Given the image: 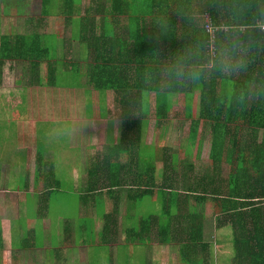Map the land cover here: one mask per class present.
I'll return each mask as SVG.
<instances>
[{"label":"trees","instance_id":"16d2710c","mask_svg":"<svg viewBox=\"0 0 264 264\" xmlns=\"http://www.w3.org/2000/svg\"><path fill=\"white\" fill-rule=\"evenodd\" d=\"M41 7L44 16L56 11L71 24L69 36L0 33V68L8 61L28 63L31 87L53 91L58 88L57 75L80 77L79 62L73 60L75 41L81 61H87V83L96 92H114L127 130H140L138 126L153 115L154 142L158 141L169 130V95L181 93L188 120V155L195 149V155L189 156L191 164L179 173L176 156L149 151L131 153L128 158L125 167L139 173L123 179L98 175L92 183L83 182L78 197L85 209L84 223L102 221V235L114 230L121 215L117 205L122 193L100 188L129 187L126 199L137 205L127 239L137 245H175L180 264H210L213 246L205 241L203 230L204 206L211 205L216 228H230V264H264V154L248 156L247 144L243 146L241 126L248 112L246 96L239 95L243 87L245 91L256 85L264 88V65L248 60L264 50L260 28L264 0H42ZM208 24L217 28L213 43ZM234 55L239 58L236 77ZM67 84L59 87L72 88L76 83ZM196 98L198 113L193 117L191 104ZM206 131L211 137L208 167L197 173L194 163L202 161ZM36 156L35 186L41 176L46 179L35 210L40 220L61 180L53 174L43 175L42 149ZM118 157L102 156L100 161L97 156L95 167L110 169ZM223 165L228 166L226 177ZM28 187L27 179L19 190L28 192ZM101 192L117 205L97 206L95 196ZM144 199L159 202L160 212L139 211L138 202ZM26 234L35 246L34 228Z\"/></svg>","mask_w":264,"mask_h":264},{"label":"rangeland","instance_id":"374dc122","mask_svg":"<svg viewBox=\"0 0 264 264\" xmlns=\"http://www.w3.org/2000/svg\"><path fill=\"white\" fill-rule=\"evenodd\" d=\"M41 2L42 0H0V33L12 31L29 34L37 31L44 34L56 33L58 37L69 36L71 24L66 23L63 16L57 15L56 11H53L54 13L52 12L49 16H44ZM38 19L41 21L39 22ZM72 50L73 60L79 62L80 65V77L74 79L70 76L63 75L60 77L57 75L58 88L53 91L46 90V92L43 89L31 87V72L28 63L8 61L0 68V222L5 223L7 228L13 227L12 221L24 212L25 216L19 217L15 224L24 229L25 232L34 228V235L31 236L35 241L41 228L40 220L35 218V201L43 191L46 180L42 179L41 176L37 179V185H34L38 149H42L45 161L43 175L53 174L61 180L59 191L51 196L48 203L47 213L52 229L64 228L67 221L73 222L72 228L77 229L73 239L79 242L83 236L87 241H96L95 229L93 228L100 230L102 227L100 220H96L94 227L92 222L85 225L84 220L79 218L80 202L78 195L81 186L84 187V184L78 181L79 187H76L72 183L71 177H68V173L73 172L72 179L74 181L80 178L81 170L85 168L88 159L91 157L90 152H88L92 147L91 128L86 123L88 121L93 123V120L101 119H105L103 122H106L108 120L106 118H109L108 109L104 99L94 98V90L87 83V61H81L83 57L79 54L75 41ZM41 73L42 75L45 74L44 64ZM64 82L76 84L72 88L70 86L67 89L60 88ZM98 93L100 96H105L104 93ZM109 98L107 97L108 100ZM173 98L170 113L171 116H177V118L171 119L173 128L166 137L163 136L164 146L167 149L164 148V152L178 158L177 172L179 173L182 167L191 164L189 156L195 155V149L190 150V155L184 154V150L189 152L186 137L188 121L184 119L183 96H179L178 99L177 96ZM110 103L112 104V98ZM114 113L115 119L119 117L118 108L116 111L114 110ZM174 113L175 115H173ZM197 113L198 99L196 98L191 104V114L196 117ZM148 119L150 122L155 120L153 115ZM103 126L98 130L105 141L110 128L106 123ZM204 138H206L205 144L203 143L202 147L209 148L206 147L211 141L209 131H206ZM145 139L147 144L158 145L160 141L158 139L154 142V138L148 130ZM30 148L34 149L33 154L30 153ZM200 158L202 161L194 163L197 173L208 167V153L202 152L201 149ZM74 170L78 171L74 172ZM222 175L224 177L228 175L227 165H223ZM27 179L29 181L27 190L29 193H16L15 190L24 189ZM23 191L25 190H21V192ZM103 193L96 194V204L107 208ZM121 195L120 213L130 214L128 218L132 221V214L136 207L127 208L128 202L125 198V192ZM30 197H35V201L27 202L26 208L23 207L27 198ZM138 203H141L142 208L139 211L144 214L158 213L161 210L159 209V202H154L151 199H144ZM204 208L206 217L203 231L205 241L211 242L213 246L212 259L214 260L212 264L218 262L223 264L220 260L226 261L224 264H230L232 257V248L229 244L230 228L217 229L211 205H206ZM82 211V215H84L85 209L83 208ZM91 211L94 214L93 209ZM129 220L127 222L131 223ZM136 249L138 248L131 246L121 248L115 259L119 264H127L130 259L133 261L131 264H140L144 254L142 255L141 248L140 250ZM146 253L151 264H180L175 245L161 247L158 250L155 248L148 249ZM1 256L2 260L6 262V252H2ZM94 257L96 260L103 258L98 252L94 254ZM217 258L218 260L215 262ZM86 260L87 257H84L83 263L86 264ZM88 263L90 264L92 261L88 260Z\"/></svg>","mask_w":264,"mask_h":264},{"label":"crops","instance_id":"0c3cea01","mask_svg":"<svg viewBox=\"0 0 264 264\" xmlns=\"http://www.w3.org/2000/svg\"><path fill=\"white\" fill-rule=\"evenodd\" d=\"M241 58H242L241 61L246 60L244 57ZM253 59H256V62L258 64L264 65V50L260 53L254 55L252 54V56H248V60H251V62H253ZM238 60H239L238 56L234 55L235 77L239 73V65H237ZM235 89L238 92V89L236 87ZM82 93L84 94L85 92ZM101 93H104L105 96H100L98 92H96L95 90L93 91L94 98L98 97V99H102V100L104 99V103L108 109L109 118H106L108 119L106 122H103L105 119H101V120H93V123L90 121L86 123L91 128L90 133H91L92 147L91 150L89 149L88 151L90 152L91 157L88 156L90 157L88 159L89 161L86 163L85 168L81 170L79 176L80 178L77 181H74V179H72L73 172L68 173V177H71L72 183H74L76 187H79L78 181L82 183L84 182L85 184L92 183L96 181V176L98 175H108L112 177H117V179H123L125 176L134 174L135 172L139 173V171H132L131 173L125 167L128 164V158L131 153L138 154V153H146L149 151L150 152L153 151L156 152V154L158 153L164 156H175L164 152L165 141L163 137L160 138L159 144L157 145L158 148L156 149V151L155 149H153V143L151 144L146 143L145 138H146L147 130L152 134V137L154 138L155 123H156L155 120L150 122V120L147 119V121H144L140 126L137 125L138 127H140L139 128L140 130H133V131L127 130L123 121L120 119V115L116 119L114 118L115 115L114 110L116 111V108H118L119 114L121 112L119 105L115 102L114 92L107 91ZM239 95L246 96L245 98L246 102H244V104H246L247 112H248L246 113L243 124L241 126L244 129L243 130L244 135L242 141L243 146L247 144L246 150L248 156H263L264 154V147H263L264 146V88L261 89L256 85L250 87L247 91H245V88L243 87L240 88ZM153 96L154 93L151 95V98ZM169 96H170L169 102L171 109L172 101L174 99L173 97L177 96L178 99L179 96H182V94L178 92H173L170 93ZM107 97H110L109 100L107 99ZM111 98H112V104L110 103ZM115 106L117 107L115 108ZM173 117L174 116H171L170 114V118L172 119ZM174 118H177V116ZM184 119L187 120L186 118ZM104 123L108 124V127L110 128L109 131L107 132L108 136L105 138V141H104V137L99 133L98 130L100 127L101 128L104 127L103 126ZM168 124H169L168 125L169 130L165 132L164 137H166L173 128L171 126V121ZM186 128L188 132V123ZM187 132H186V137H187ZM205 139L206 138H203V143ZM206 147L209 148L202 147V152L208 153L209 156L211 149V141L209 145H206ZM33 150H34L33 148H30L31 154H33ZM235 151H236V146H235ZM184 154L188 155L186 150H184ZM97 156H100L99 159L100 161L102 156H119V157L116 158L115 165H112L110 169H106V168L103 169V168L95 167ZM76 171L78 170H74V172ZM91 175H93V177H91ZM128 188L129 187H124V188L105 187V188H100V190L104 189L103 191H112V192L121 191V193L125 192L126 194ZM15 191L16 193H29V191L28 192L26 191L21 192V190H15ZM32 200L35 201V197H30L29 199L27 198L26 202L23 204V207L26 208L27 202H30ZM105 200H106L105 201L106 206L111 205V207L112 206L115 207L117 205L114 203L115 201L112 199L106 198ZM120 201H122V196L120 197V200L117 205L119 207H121ZM126 201L128 202L126 205L127 208H135L137 205L132 199L131 200L126 199ZM36 207H37V199L35 201V210ZM79 208H80L79 218H81V216H83L82 203L79 205ZM133 214H135V212ZM128 215L130 214H126V213L121 214L116 222L117 227L114 228V230L112 231L111 230L106 231L105 234L103 235L101 234V228L100 230L93 228L95 229L94 232L96 234L95 236L96 241L95 240L87 241L84 239L83 236L78 242L76 239H73V235L77 230L72 228L73 222L67 221L65 223L64 228L60 227L53 230L51 227V221L48 218L49 215L46 212V216L40 219V224H41L40 234L37 236V244L33 246V244L31 243L32 240H27L25 238L27 234L24 231V229H21V227H17L15 224L16 220L19 217L25 216L23 212L21 215H18L15 220L12 221L14 223L13 227L10 226L9 228H7L4 225L5 223L0 222V264H75V263L85 264L83 263L84 257H87L86 264H89L88 260L92 261V263L90 264H119L118 261L115 259V257L117 256L118 251L121 248H127L128 246L138 248L136 250H140L141 248L140 251L142 255L144 254L143 255L144 258L140 261L141 262L140 264H151L148 260V257L146 256L147 254L146 250L153 248L158 250L159 248L166 247L168 245H163V246H159L157 244L137 245L132 243L133 242L132 240L126 238L127 237L126 230L130 229L133 226L134 219L131 218L132 221L129 220ZM96 220L97 219H94V223H93L94 227L96 224L95 222H97ZM127 220L131 221V223H128ZM88 223L89 222L84 224L87 225ZM25 240H26V244H23ZM5 247L8 248L7 251ZM2 252L3 253L6 252V262L2 260V256H1ZM96 252H98V254L103 257L101 260L95 259L94 254ZM7 255H8V260H7ZM213 260L214 259H212V261ZM216 261L217 259H215V262ZM132 262L133 261L130 259L129 262L127 261V264H131ZM210 264H212V262ZM217 264H219V262Z\"/></svg>","mask_w":264,"mask_h":264},{"label":"built area","instance_id":"2783aa9c","mask_svg":"<svg viewBox=\"0 0 264 264\" xmlns=\"http://www.w3.org/2000/svg\"><path fill=\"white\" fill-rule=\"evenodd\" d=\"M260 28H261L262 31H264V24ZM216 29L217 28L214 27L212 24L206 25V30H208L211 33V35H212V38H211L212 43L214 42V33H215ZM214 51H215V49H214V47H212L213 55H214Z\"/></svg>","mask_w":264,"mask_h":264}]
</instances>
